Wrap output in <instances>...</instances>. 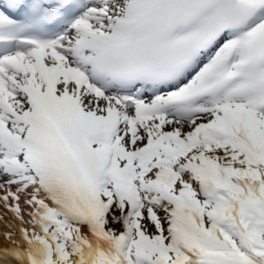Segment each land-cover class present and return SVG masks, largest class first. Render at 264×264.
Masks as SVG:
<instances>
[{
    "label": "snow or ice",
    "instance_id": "snow-or-ice-1",
    "mask_svg": "<svg viewBox=\"0 0 264 264\" xmlns=\"http://www.w3.org/2000/svg\"><path fill=\"white\" fill-rule=\"evenodd\" d=\"M0 264H264V0H0Z\"/></svg>",
    "mask_w": 264,
    "mask_h": 264
}]
</instances>
